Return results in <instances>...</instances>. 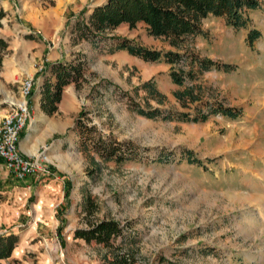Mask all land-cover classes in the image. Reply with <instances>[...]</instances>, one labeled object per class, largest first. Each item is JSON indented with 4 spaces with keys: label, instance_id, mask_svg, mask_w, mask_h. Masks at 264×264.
<instances>
[{
    "label": "rangeland",
    "instance_id": "obj_1",
    "mask_svg": "<svg viewBox=\"0 0 264 264\" xmlns=\"http://www.w3.org/2000/svg\"><path fill=\"white\" fill-rule=\"evenodd\" d=\"M12 1L16 13L11 21L5 16L0 28L9 44L0 65V119L20 98V82L40 63L32 53L45 41L52 44L62 38L69 18L81 9L90 12L105 2ZM258 1V10L245 13L249 20L245 29L235 30L223 18L210 16L201 21L202 34L185 39L178 51L185 57H205L232 69L203 72L182 87L171 83L170 67L163 62H144L127 53L91 56L86 79L77 88L80 106L73 122L83 111V123L130 143L136 156L121 164L99 162L81 148L75 123L50 137L36 156L45 157L47 173L41 175H50L51 163L65 173L62 190L67 197L54 214L34 208V191L28 198L14 197L15 180L0 162V236L12 233L18 238L1 264H107L102 245L72 238L75 229L102 219L129 227L136 241L131 245L135 264H264V0ZM249 29L260 35L250 46ZM109 34L148 49L176 51L149 37L142 24L133 29L122 25ZM31 40L39 46H32ZM146 81H152L163 99L136 92ZM91 85L96 88L87 93ZM186 87H192L203 105L219 101L238 108L239 117L218 115L203 123L182 124L139 117L129 107L135 102L145 108L187 112L202 106L190 102L182 106L174 98V91ZM29 146L30 141H24V147ZM188 151L201 166L187 162L183 154ZM91 157L100 169L90 177L95 169ZM44 182L36 181L35 189ZM85 196L88 212L82 211Z\"/></svg>",
    "mask_w": 264,
    "mask_h": 264
},
{
    "label": "trees",
    "instance_id": "obj_2",
    "mask_svg": "<svg viewBox=\"0 0 264 264\" xmlns=\"http://www.w3.org/2000/svg\"><path fill=\"white\" fill-rule=\"evenodd\" d=\"M260 5L258 0H105L101 5L92 7L90 12L83 8L77 15L70 17L68 30L74 44L85 41L95 52L108 55L117 51H125L128 55L144 62H163L170 67L171 83L182 87L185 86L186 81H195L197 76L203 72L211 70L227 72L232 69L226 64L213 62L205 57L187 58L178 52L188 36L202 34L201 21L210 16L221 17L228 27L235 30L245 29L249 23L245 17L246 11L258 10ZM5 16L6 13L0 8V28ZM138 24L144 26L149 37L165 41L176 51L148 49L134 40L109 34L122 25L133 29ZM246 36V43L249 46L260 38L259 32L255 29H249ZM26 38L30 40L32 36L29 35ZM8 46L6 40L0 36V65ZM70 56L58 62L43 64L39 104L46 116L57 111L64 87L73 84L77 89L85 79L89 63L88 56L80 51ZM140 90L146 92V97L152 100L163 99L152 81L141 83L136 88V92ZM173 96L182 106H186L188 102L202 104L193 94L192 87L174 91ZM129 107L139 117L149 120L175 121L182 124L203 123L209 117L218 115L234 120L240 115L238 108H229L219 101L217 103L207 102L202 106L197 105L192 111L187 112H172L161 110L158 107L145 108L135 102H130ZM83 114V111L79 113L74 130L80 134V145L85 152L91 153V156L96 155L101 163L121 164L136 156L135 148L130 143L118 142L112 135H102L95 126H87L83 123L80 118ZM19 135L23 136L22 132ZM183 155L188 163L201 166V162L194 158L190 151L184 152ZM91 162L95 164V169L90 177L100 169L99 162L93 157H91ZM66 195L65 191L64 196L67 197ZM62 209L60 207L59 210ZM87 210H89V197L85 196L82 211L88 212ZM56 212L57 215L60 214L58 210ZM128 228L114 219H102L86 228L75 229L72 238L85 243L93 242L96 245H102L106 249L102 257L107 264H135L131 245L136 241ZM17 241V236L12 233L0 236V264L1 261L10 257Z\"/></svg>",
    "mask_w": 264,
    "mask_h": 264
},
{
    "label": "crops",
    "instance_id": "obj_3",
    "mask_svg": "<svg viewBox=\"0 0 264 264\" xmlns=\"http://www.w3.org/2000/svg\"><path fill=\"white\" fill-rule=\"evenodd\" d=\"M13 2L14 0L12 1V3ZM0 8L3 12L6 13V18L11 21L13 15L16 13V11L13 10L14 8L12 9L11 7V0H0ZM30 42H32V46H39L36 42H33V40H31ZM78 51L86 54L89 59H91L92 55H96V52L91 49L90 45L87 42L81 41L74 44L71 41V35L69 33V30L66 29L62 38H58L56 42L52 44L45 41L43 46H39V49L36 52L32 53L33 58L41 60L39 64L35 65V67L33 65V67L28 72L29 74L27 77L33 78V90L29 101L30 122L22 131L23 136L20 137V135H18L19 141L17 144L18 151H20V153L22 152V154L27 157H36V154L39 149L45 146V143L50 137H54L63 133L65 130L73 128V123H75L73 122L74 116L75 114H78L80 106L77 101L79 96L77 94V89L74 87V85L70 84L64 87L61 99L57 106V111L50 116H46L40 109L39 86L43 81V76L41 73L44 69L43 64L68 59L71 57V54L77 53ZM116 53L123 54L126 52L118 51L108 55L104 54V56H111L113 58ZM37 65L42 67L41 71H38V69L36 68ZM86 76L87 75L84 76L85 79ZM92 86L93 85L88 88L87 93H90L91 90L92 92L94 91L96 87ZM26 140L30 141V146L28 148L24 147V141ZM71 162L72 158L70 157L69 163ZM65 164H68V161H66ZM48 166L52 168V171L50 172L49 176H43L41 175V173H37L36 175H34V177L27 178L25 180H15L13 181V187H11V192L14 197H20L24 199L28 198V196H30V194L34 191L33 194L35 193L34 195L37 198V202L34 208L36 207L39 212L42 208L54 214V209L58 207V205H60L64 200L62 190L64 186V181L62 175H65V173L56 164L52 165L51 163V165L49 164ZM59 178L61 179V181L59 180ZM40 180H43L45 182L41 187H39L38 190H36V186L34 185L36 184V181L40 182ZM33 211L34 213L38 212L35 209Z\"/></svg>",
    "mask_w": 264,
    "mask_h": 264
},
{
    "label": "built area",
    "instance_id": "obj_4",
    "mask_svg": "<svg viewBox=\"0 0 264 264\" xmlns=\"http://www.w3.org/2000/svg\"><path fill=\"white\" fill-rule=\"evenodd\" d=\"M38 71L41 66H36ZM33 78L25 77L19 85V96L10 104L7 114L0 119V160L8 174L16 181L34 177L37 173H47L45 157H27L18 151L19 134L30 122L29 99L32 93Z\"/></svg>",
    "mask_w": 264,
    "mask_h": 264
}]
</instances>
